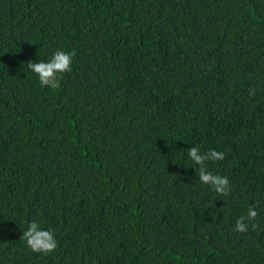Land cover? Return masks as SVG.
I'll list each match as a JSON object with an SVG mask.
<instances>
[{
	"label": "trees",
	"instance_id": "16d2710c",
	"mask_svg": "<svg viewBox=\"0 0 264 264\" xmlns=\"http://www.w3.org/2000/svg\"><path fill=\"white\" fill-rule=\"evenodd\" d=\"M0 264H264V0H0Z\"/></svg>",
	"mask_w": 264,
	"mask_h": 264
},
{
	"label": "clouds",
	"instance_id": "9594fccd",
	"mask_svg": "<svg viewBox=\"0 0 264 264\" xmlns=\"http://www.w3.org/2000/svg\"><path fill=\"white\" fill-rule=\"evenodd\" d=\"M75 50L63 51L56 50L52 53L47 62H27L28 69L36 74L41 87L47 86L51 89L60 87V80L63 74L70 72L72 69L73 57ZM255 88L249 89V95H255ZM187 155L191 161L198 166V177L201 184L208 185L218 195L227 196L231 191V185L227 176L213 174L208 170V162H217L225 158V154L214 149L201 153L198 147H190L187 149ZM258 213L255 206H249L246 215L237 218L234 231L237 233H246L249 230V223L254 221ZM256 223H251L253 230L257 228ZM25 242L27 248L33 253L48 255L57 248V240L54 231L44 230L40 223L36 220L29 222L26 230L22 232L20 237Z\"/></svg>",
	"mask_w": 264,
	"mask_h": 264
}]
</instances>
